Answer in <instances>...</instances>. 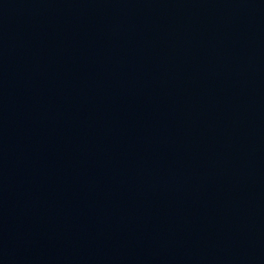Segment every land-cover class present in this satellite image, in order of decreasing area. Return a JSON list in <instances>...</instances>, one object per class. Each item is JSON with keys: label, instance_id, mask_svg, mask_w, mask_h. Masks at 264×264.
Returning a JSON list of instances; mask_svg holds the SVG:
<instances>
[{"label": "water", "instance_id": "1", "mask_svg": "<svg viewBox=\"0 0 264 264\" xmlns=\"http://www.w3.org/2000/svg\"><path fill=\"white\" fill-rule=\"evenodd\" d=\"M0 264H264V0H0Z\"/></svg>", "mask_w": 264, "mask_h": 264}]
</instances>
